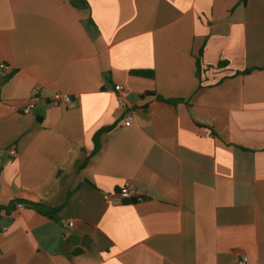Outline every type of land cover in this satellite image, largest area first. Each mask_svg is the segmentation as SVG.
<instances>
[{"label":"crops","instance_id":"0c3cea01","mask_svg":"<svg viewBox=\"0 0 264 264\" xmlns=\"http://www.w3.org/2000/svg\"><path fill=\"white\" fill-rule=\"evenodd\" d=\"M0 207V264H264V0H0Z\"/></svg>","mask_w":264,"mask_h":264},{"label":"built area","instance_id":"2783aa9c","mask_svg":"<svg viewBox=\"0 0 264 264\" xmlns=\"http://www.w3.org/2000/svg\"><path fill=\"white\" fill-rule=\"evenodd\" d=\"M114 89L117 92H121L123 90V86L116 84L114 85ZM38 88L33 87L31 89V96L28 99V101L24 104V106L21 108V112L23 114H28L32 111V108L35 106V97L37 95ZM48 102L54 106H66L69 103L72 102V97L71 95L67 93H61V92H53L48 98ZM123 105V103L121 102ZM131 116H127L126 119L123 121V125L128 126L130 124ZM9 154L14 156L16 154V151L14 148L9 149ZM113 197H119V198H130L132 196H138V191L137 187L135 184H133L129 180H125L118 192H112L111 194H105L104 199L109 201ZM66 226H72L73 222L72 221H67ZM247 263V257L245 255L240 256L235 264H246Z\"/></svg>","mask_w":264,"mask_h":264},{"label":"trees","instance_id":"16d2710c","mask_svg":"<svg viewBox=\"0 0 264 264\" xmlns=\"http://www.w3.org/2000/svg\"><path fill=\"white\" fill-rule=\"evenodd\" d=\"M75 1L76 0H72V2H74L75 3ZM201 63H202V60H201V54H199L198 55V57H197V59H196V66H197V69L199 70V68H200V65H201ZM220 64H226V62L225 61H222V62H220ZM197 70V71H198ZM249 70L248 69H246V70H244V71H242V72H236V73H246V72H248ZM133 73L134 74H137V75H140V76H150V77H152V71H150V69H137V70H134L133 71ZM159 99H161V100H164L165 102H168V103H172V104H175V103H177L178 102V100H176V99H162V98H159ZM109 127H103V128H101V129H99L98 131H96L95 132V134L93 135V143H94V146H93V149H92V153H94L95 151H97L98 150V148H99V140H98V137H99V135H100V133L102 132V131H104V130H107ZM23 202H27V201H24L23 200ZM27 203H29V204H32L33 206H35V207H37L38 206V204L37 203H31V202H27ZM2 207H0V209H1ZM7 210H8V207H5ZM40 210H42V209H40ZM43 212H48V213H52V211L50 210V209H47V210H42Z\"/></svg>","mask_w":264,"mask_h":264},{"label":"water","instance_id":"95a60500","mask_svg":"<svg viewBox=\"0 0 264 264\" xmlns=\"http://www.w3.org/2000/svg\"><path fill=\"white\" fill-rule=\"evenodd\" d=\"M143 198L142 196H132L130 198H119V197H113L112 202L114 204H131V203H136L139 199ZM45 208V207H40V209ZM69 239L72 241L73 244H78L80 247L87 248L89 243L91 242V237L88 235H83L81 238H79L76 235H70ZM80 239V242H79ZM80 249H75V252H80Z\"/></svg>","mask_w":264,"mask_h":264}]
</instances>
